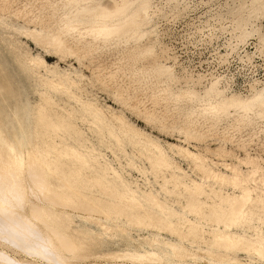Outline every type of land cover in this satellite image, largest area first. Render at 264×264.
<instances>
[{"label":"bare ground","instance_id":"6f19581e","mask_svg":"<svg viewBox=\"0 0 264 264\" xmlns=\"http://www.w3.org/2000/svg\"><path fill=\"white\" fill-rule=\"evenodd\" d=\"M31 1L0 0V47L22 80L0 104V264H264V158L252 147L264 151V79L244 94L177 70L160 19L185 14L190 0ZM212 19L228 22L226 47L243 63H255L252 39L264 54V0H234ZM20 37L90 75L50 65Z\"/></svg>","mask_w":264,"mask_h":264},{"label":"rangeland","instance_id":"374dc122","mask_svg":"<svg viewBox=\"0 0 264 264\" xmlns=\"http://www.w3.org/2000/svg\"><path fill=\"white\" fill-rule=\"evenodd\" d=\"M165 4V1L162 0ZM32 3H36L35 0L31 1ZM109 1H107V4ZM234 0H190L189 5L190 9L185 12V14L176 16L173 14L166 15L160 19V27L162 31V37L161 40L168 45L169 48L172 49V53H175V55L178 57L179 62L182 66L177 67V70L181 72L183 69L188 70L191 73L194 74H204L206 77L210 78L212 75H215V78H220L221 81H230V77L224 78L222 75L215 74L213 72L211 73H205L208 69H216V68H227L228 65L236 63V61H240L243 66H248L250 64L243 63L241 60H239V55L237 52L230 51L226 47V42L228 39L231 38V34L229 31H231L229 28L226 29L227 26H229L227 21L222 20H213L212 16L217 13L223 11L228 4H233ZM212 24V30L214 32V37L210 41V39L206 38V35L209 33V27L207 26V21ZM264 23V21H263ZM225 26V27H224ZM228 31V32H227ZM20 40L23 42H26L31 52L35 55L40 54L48 61L50 65H56L58 64L62 69H70V66L73 65L76 68H81L83 72L86 75H90L89 70L86 68H82L79 66V63L73 58V57H67L64 58V60L61 59V56L58 54H54L52 51H48L41 46L35 45L34 42L31 40H28L27 38L20 37ZM252 39L250 40V43L248 45L247 50L252 53L256 54L254 58V65H257V68L261 69L262 73L264 68V54L259 55L257 53L256 43L257 40ZM0 81L4 84H9V92L3 91L2 97L0 95V104L2 106L6 105L5 99L7 101H11L12 93L10 95L11 90L17 91L22 89L19 86L18 81L21 80L20 78V72H18L17 64L13 61H11L10 57H8V53L4 54V50L0 47ZM111 51V56H109V59L112 61L118 60L120 57V51L121 47H117L116 45H112L108 50H105V52ZM230 54V63L223 62L220 58V55H226ZM2 54V55H1ZM244 55V53H241ZM236 59V61H235ZM232 62V63H231ZM8 64V65H7ZM16 64V67L15 65ZM253 65V66H254ZM9 67V68H6ZM142 66L141 64H138L137 66H133L132 68H139ZM11 69L13 71H11ZM16 69V70H15ZM12 72V73H11ZM16 74V76H13ZM18 72V73H17ZM3 73V75H2ZM44 73V72H43ZM18 74V75H17ZM5 79H4V77ZM11 77V78H10ZM15 77V78H14ZM20 79V80H18ZM7 81V82H6ZM22 81V80H21ZM220 81L221 84H223ZM11 82V83H10ZM16 82V84H14ZM17 85V86H16ZM256 85V84H255ZM253 85L252 87H255ZM10 86L12 88H10ZM251 87V88H252ZM39 93L36 94L33 99L35 101H40V94L43 92L42 89H39ZM89 91H92L93 94H95V97L99 101V103L103 106H110L116 111H123L125 116L131 123L137 125L139 128L145 130L147 133H151L152 135L160 138L164 142L170 143H179L181 142L177 141L179 140V135L177 134H169L166 132H161L157 128H155L154 125L147 124L144 120L137 117L135 113L132 111L126 109L123 107L122 104L117 102L112 94L108 93L105 90H102L100 88H90ZM10 95L5 96V95ZM4 98V100H3ZM65 99V97H62ZM2 99V100H1ZM13 100V99H12ZM4 103V105H3ZM264 137V136H263ZM184 138H182L183 141ZM211 148L215 149L218 147V145L212 143L210 141ZM182 145H187L186 143H182ZM192 150L200 149L201 151L206 148V144L204 143H197L195 141L191 142L189 146ZM230 148H233L231 145H229ZM253 149H256L257 152L260 155H263L264 158V151L261 146H252ZM235 148V147H234ZM235 152H237L240 156L244 157V151L234 149ZM242 151V152H241ZM253 152V151H252ZM177 160L180 162L181 166L190 174H193L191 170L189 169L188 163L184 161L183 159L177 157ZM133 175L135 177H138L137 172H133ZM195 177V175H193ZM153 181V178H152ZM145 236L147 235V232H144ZM164 235H166L164 233ZM241 256H245L244 254H241ZM95 262H91V264H94ZM116 263V262H115ZM119 263V262H118ZM90 264V263H89ZM103 264H106L105 262ZM110 264H114V262H111Z\"/></svg>","mask_w":264,"mask_h":264},{"label":"built area","instance_id":"2783aa9c","mask_svg":"<svg viewBox=\"0 0 264 264\" xmlns=\"http://www.w3.org/2000/svg\"><path fill=\"white\" fill-rule=\"evenodd\" d=\"M262 70L263 73L259 67L257 68V65L243 66L240 61H236V63L228 65L227 68L208 69L205 73L215 72V74L230 77V81L221 82L228 85L234 91L247 94L251 91L252 85H259L263 82L264 68ZM254 79L260 81H253Z\"/></svg>","mask_w":264,"mask_h":264}]
</instances>
